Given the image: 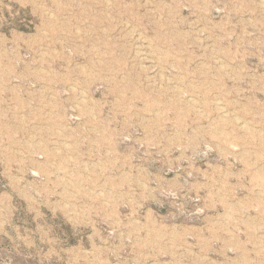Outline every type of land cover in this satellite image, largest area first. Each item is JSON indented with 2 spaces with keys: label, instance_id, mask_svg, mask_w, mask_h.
Masks as SVG:
<instances>
[{
  "label": "rangeland",
  "instance_id": "1",
  "mask_svg": "<svg viewBox=\"0 0 264 264\" xmlns=\"http://www.w3.org/2000/svg\"><path fill=\"white\" fill-rule=\"evenodd\" d=\"M0 264H264V0H0Z\"/></svg>",
  "mask_w": 264,
  "mask_h": 264
},
{
  "label": "bare ground",
  "instance_id": "2",
  "mask_svg": "<svg viewBox=\"0 0 264 264\" xmlns=\"http://www.w3.org/2000/svg\"><path fill=\"white\" fill-rule=\"evenodd\" d=\"M219 107H220V105H219ZM219 111V110H218ZM224 115H226V114H224ZM233 116V115H232ZM236 116V115H235ZM238 119V118H237ZM236 123H238V122H236ZM246 123V122H245ZM236 125V124H235ZM239 126V125H238ZM243 126H245V129H246V124L245 125H243ZM242 127V126H241ZM248 127V126H247Z\"/></svg>",
  "mask_w": 264,
  "mask_h": 264
}]
</instances>
